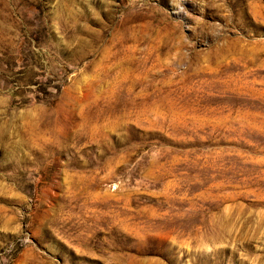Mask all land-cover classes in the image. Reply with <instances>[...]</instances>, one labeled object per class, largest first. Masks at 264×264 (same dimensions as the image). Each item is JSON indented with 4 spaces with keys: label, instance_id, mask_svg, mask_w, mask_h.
<instances>
[{
    "label": "rangeland",
    "instance_id": "1",
    "mask_svg": "<svg viewBox=\"0 0 264 264\" xmlns=\"http://www.w3.org/2000/svg\"><path fill=\"white\" fill-rule=\"evenodd\" d=\"M0 264H264V0H0Z\"/></svg>",
    "mask_w": 264,
    "mask_h": 264
}]
</instances>
